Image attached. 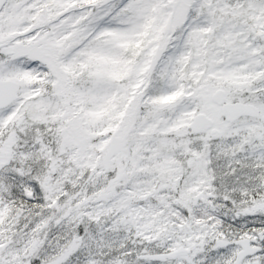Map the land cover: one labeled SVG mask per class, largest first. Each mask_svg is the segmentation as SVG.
I'll return each instance as SVG.
<instances>
[{
	"label": "snow or ice",
	"instance_id": "snow-or-ice-1",
	"mask_svg": "<svg viewBox=\"0 0 264 264\" xmlns=\"http://www.w3.org/2000/svg\"><path fill=\"white\" fill-rule=\"evenodd\" d=\"M0 264H264V0H0Z\"/></svg>",
	"mask_w": 264,
	"mask_h": 264
}]
</instances>
